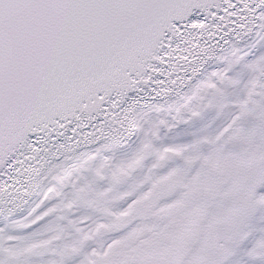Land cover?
I'll return each mask as SVG.
<instances>
[{
    "label": "snow or ice",
    "instance_id": "snow-or-ice-1",
    "mask_svg": "<svg viewBox=\"0 0 264 264\" xmlns=\"http://www.w3.org/2000/svg\"><path fill=\"white\" fill-rule=\"evenodd\" d=\"M0 264H264V0H0Z\"/></svg>",
    "mask_w": 264,
    "mask_h": 264
}]
</instances>
